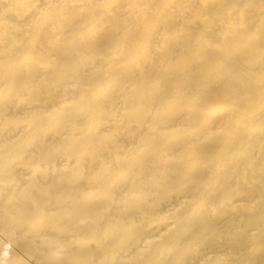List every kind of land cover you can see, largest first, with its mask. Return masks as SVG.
I'll list each match as a JSON object with an SVG mask.
<instances>
[{"label":"bare ground","instance_id":"obj_1","mask_svg":"<svg viewBox=\"0 0 264 264\" xmlns=\"http://www.w3.org/2000/svg\"><path fill=\"white\" fill-rule=\"evenodd\" d=\"M0 264H264V0H0Z\"/></svg>","mask_w":264,"mask_h":264}]
</instances>
